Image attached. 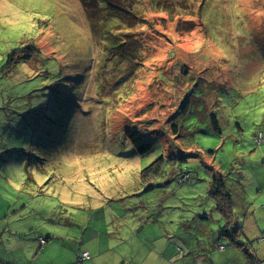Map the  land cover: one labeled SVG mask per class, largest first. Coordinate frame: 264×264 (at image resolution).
<instances>
[{"label":"rangeland","instance_id":"1","mask_svg":"<svg viewBox=\"0 0 264 264\" xmlns=\"http://www.w3.org/2000/svg\"><path fill=\"white\" fill-rule=\"evenodd\" d=\"M189 3L132 29L128 76L93 39L91 3L0 0V264H66L74 247L92 264H249L231 241L264 261V0ZM160 157L151 181L167 183L146 193L140 173ZM217 174L229 194H209ZM218 202H233L232 240Z\"/></svg>","mask_w":264,"mask_h":264},{"label":"trees","instance_id":"2","mask_svg":"<svg viewBox=\"0 0 264 264\" xmlns=\"http://www.w3.org/2000/svg\"><path fill=\"white\" fill-rule=\"evenodd\" d=\"M189 1L190 0H81L84 4H92L90 7H85V12L91 26L90 31L93 39L98 41V43H106V48H103L105 54L104 59L110 61V64H114V66L117 64L120 65L121 63L129 65L131 68L128 76H130L135 69L133 65L135 67L141 66V53L143 49L141 42L137 44L135 41L131 42L129 40V37L134 35L131 32L132 29L145 26L147 23L144 17L151 12L165 13L170 18L183 16V14L189 11ZM200 9L201 7L199 10ZM171 130L172 133H177V127L171 126ZM125 135L136 153L141 157L151 153L155 147L154 143L144 141L139 131L136 129L127 130ZM258 137H260L262 141V135L260 133L256 138ZM182 157L171 160L172 163H174V168L179 169L180 175L175 179L178 185L186 183L191 176L187 168L181 165V162L185 161L184 157ZM164 162L165 159L160 157L141 171V179L147 184L144 192L151 193L154 189L162 188L167 183V181H165L166 183L155 185L151 181V179L157 180L162 175ZM185 174H187V177L183 179ZM210 189L211 192L209 194L212 195L214 189L229 194L224 187L223 180L219 178L218 174L216 177L214 176ZM225 196L228 197L227 194ZM217 201L215 198V202ZM223 203L224 202L216 203L214 209L216 213L218 212L217 214L220 219L225 221L224 226L220 228V235L227 236L232 240L235 238L238 229L241 228L233 225V202L230 205L226 203L227 206ZM205 217L207 216L204 215L202 218L204 219ZM210 238L217 243L215 246L217 251L223 253L225 247L219 244L220 240L218 239L217 242L215 241L216 237ZM236 242L237 241H231V245L241 249V252L247 256V262L249 264H264V261H258L248 252L246 243ZM83 262H77V264H83Z\"/></svg>","mask_w":264,"mask_h":264},{"label":"crops","instance_id":"3","mask_svg":"<svg viewBox=\"0 0 264 264\" xmlns=\"http://www.w3.org/2000/svg\"><path fill=\"white\" fill-rule=\"evenodd\" d=\"M108 235V234H107ZM39 238H43V237H39ZM38 238V239H39ZM52 238V237H51ZM45 241H44V244L43 245H41L40 244V242H39V240H38V242H39V245H40V250L41 249H44V247H45V245L49 242V238L46 240L45 238H43ZM53 239V241L55 240V238H52ZM136 243V242H135ZM138 243V242H137ZM131 244H134V242H127V244H124L125 245V247H128L129 245H131ZM147 248H150V247H148V246H146ZM82 248H84V246H82ZM98 248V247H97ZM96 248V249H97ZM134 248H135V244H134ZM95 249V250H96ZM61 251V250H60ZM70 252H71V256L69 257V260L67 261V263L66 264H77V262H78V256H79V252L77 251V248L76 247H74L73 248V250H69ZM82 251L83 252H87L88 254H89V256H90V259H92V257H91V255H90V253L87 251V250H84V249H82ZM62 253L63 252H65V251H61ZM223 252H225V250L223 251ZM14 253V250L11 248V249H9L8 250V254H7V256L8 255H10V254H13ZM66 253V252H65ZM215 255H217L218 257H219V259L220 258H222V256H219L218 254H217V252H213ZM221 253V252H220ZM138 255V254H137ZM136 255V256H137ZM175 256V254H173V255H171V256H169V257H167V259H170V258H173ZM205 258H208L207 256H204ZM203 257V258H204ZM223 258L224 259H227L226 258V256H223ZM232 258V256H230L226 261H225V263L224 264H231V259ZM115 259H117V262H116V264H125L126 262V260L124 259V260H119V258H115ZM83 264H92L91 263V261H84L83 262ZM162 264V263H161ZM166 264H167V262H166ZM210 264H213V261L210 263Z\"/></svg>","mask_w":264,"mask_h":264},{"label":"built area","instance_id":"4","mask_svg":"<svg viewBox=\"0 0 264 264\" xmlns=\"http://www.w3.org/2000/svg\"><path fill=\"white\" fill-rule=\"evenodd\" d=\"M255 141H256L257 144H260V143H261V139H260V137L256 138ZM186 177H187V174H185V176H184L183 179H185ZM39 242H40L41 245L44 244V240H43L42 238H39ZM89 257H90V256H89V254H88L87 252H82V253L79 255L78 262H83V261H85V260H88Z\"/></svg>","mask_w":264,"mask_h":264}]
</instances>
